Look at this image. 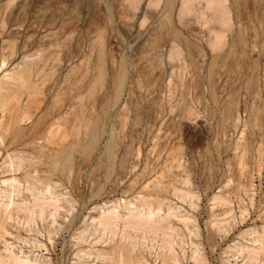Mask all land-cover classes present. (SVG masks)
Returning <instances> with one entry per match:
<instances>
[{"label":"rangeland","instance_id":"rangeland-1","mask_svg":"<svg viewBox=\"0 0 264 264\" xmlns=\"http://www.w3.org/2000/svg\"><path fill=\"white\" fill-rule=\"evenodd\" d=\"M192 1L0 0V264H264V0Z\"/></svg>","mask_w":264,"mask_h":264},{"label":"bare ground","instance_id":"bare-ground-1","mask_svg":"<svg viewBox=\"0 0 264 264\" xmlns=\"http://www.w3.org/2000/svg\"><path fill=\"white\" fill-rule=\"evenodd\" d=\"M132 0H129V2H131ZM134 1V0H133ZM192 0H182V2H181V11L182 12H184V11H186L187 9L189 10V6H190V4L193 2H191ZM206 1V5H207V9L211 6H214V5H216L217 7H216V9L218 10L219 8L218 7H220V5L219 4H221L219 1H217V0H205ZM221 1V0H220ZM136 2V1H135ZM154 2V1H153ZM156 2H157V0H156ZM212 2H214V3H212ZM128 3V2H127ZM159 3V2H158ZM131 4H133V2H131ZM123 5V4H122ZM128 5V4H127ZM137 5H138V3H137ZM124 6V5H123ZM209 8V9H212V8ZM222 7V6H221ZM220 7V8H221ZM130 8V7H129ZM136 8V7H135ZM190 8H191V6H190ZM222 9H224L223 7H222ZM220 10V9H219ZM219 10L217 11V13L219 12ZM221 12H222V10H221ZM181 13V12H180ZM220 13V12H219ZM181 14H183V13H181ZM187 14H188V12H187ZM218 15H223V13L221 14H218ZM225 16H226V14H225ZM222 17V16H221ZM220 18V17H219ZM37 20V19H36ZM223 21V20H222ZM226 21V20H225ZM224 22V21H223ZM17 29V28H16ZM17 31V30H16ZM53 33V32H52ZM10 49V48H9ZM172 50V49H171ZM175 49H173V51H174ZM173 51H171V53L173 52ZM6 52V51H5ZM12 58V57H11ZM10 60V59H9ZM32 60V59H31ZM33 63V62H32ZM24 64V63H23ZM30 66V65H29ZM28 67V66H27ZM21 70V69H20ZM28 71V70H27ZM22 72V71H21ZM24 72V71H23ZM22 72V73H23ZM9 73V72H8ZM14 73V72H13ZM6 74V73H5ZM15 74V73H14ZM20 74V73H19ZM23 76V75H22ZM12 77H15V76H12ZM17 77V76H16ZM20 77V76H19ZM19 77H17V78H19ZM22 79V78H21ZM4 80V79H3ZM7 80V79H6ZM9 80V79H8ZM15 80V79H14ZM10 81V80H9ZM8 81V82H9ZM12 82V81H11ZM27 83V82H26ZM14 88V87H13ZM22 89V88H21ZM20 90V89H19ZM11 91V90H10ZM16 91H17V89H16ZM20 93V92H19ZM7 96V95H6ZM21 96V95H20ZM30 98V97H29ZM16 102V101H15ZM1 105V104H0ZM14 106V105H13ZM12 106V107H13ZM12 107H10V108H12ZM18 107V106H17ZM2 108V107H1ZM4 109V108H3ZM2 110V109H1ZM17 110V109H16ZM15 110V111H16ZM9 111H10V115H11V113H12V110L11 109H9ZM8 111V112H9ZM14 111V112H15ZM5 112H7V111H5ZM17 112V111H16ZM4 113V112H3ZM2 113V114H3ZM49 113V112H48ZM14 115H16V113H14ZM2 117V116H1ZM10 118H11V116H9ZM15 117L16 116H14V118H13V121L15 120ZM2 118H5L4 117V115H3V117ZM10 118H8V121H9V119ZM18 118V117H17ZM7 121V122H8ZM16 121V120H15ZM17 122H18V120H17ZM9 123V122H8ZM7 123V124H8ZM9 124H11V123H9ZM14 124V123H13ZM16 124V123H15ZM11 126H12V124H11ZM1 127V126H0ZM55 127V126H54ZM7 129V128H6ZM57 130V129H56ZM259 132V131H258ZM1 137V136H0ZM63 140V139H62ZM13 142V141H12ZM239 143V142H238ZM61 145H64V144H61ZM65 148V147H64ZM242 149V148H241ZM243 154V153H242ZM8 156H10V155H8ZM7 156V157H8ZM236 156V155H235ZM243 156V155H242ZM20 157V156H19ZM240 157V156H239ZM260 158V157H259ZM4 160V159H3ZM19 162V161H18ZM245 165V164H244ZM9 166V165H8ZM178 166V165H177ZM14 168V167H13ZM177 168V167H176ZM173 169V168H172ZM240 169V168H239ZM260 169V168H259ZM246 171V170H245ZM168 175V174H167ZM14 180V182H15V179H13ZM162 181V180H161ZM12 183L13 181H11V179H6V180H4V181H2V183L5 185V184H7V185H9V183ZM13 182V183H14ZM16 184V183H15ZM15 184H13V187H14V185ZM6 185V186H7ZM10 187H12V186H10ZM14 190H15V187H14ZM189 193V192H188ZM188 193H187V195H188ZM245 193V192H244ZM18 194V193H17ZM186 195V196H187ZM52 196V195H51ZM144 200V199H143ZM226 200V199H225ZM37 201V200H36ZM52 201H53V198H52ZM241 201V200H240ZM38 202H39V200H38ZM146 202V201H145ZM36 203V202H35ZM41 203L43 204V202L41 201ZM56 203V202H55ZM54 203V204H55ZM11 204H12V206L14 205V202L12 203V201H11V199L10 200H8V202L7 203H4L3 204V202L2 201H0V208H2V209H4V208H9V206H11ZM51 204H53V202L51 203ZM18 205V207H19V204H17ZM17 205H14V206H16V210H19L20 211V209H17ZM23 205V204H22ZM38 205H39V203H38ZM37 205V206H38ZM45 205V204H44ZM48 205V204H47ZM151 205V204H150ZM13 206V208H15ZM25 206V205H24ZM40 206V205H39ZM50 206H54V205H50ZM22 206H20L19 208H21ZM26 207V206H25ZM30 207V206H29ZM56 206H54V208H55ZM12 208V209H13ZM57 208V207H56ZM24 208H22V210H23ZM151 209V208H150ZM15 210V209H14ZM27 210V209H26ZM161 210V209H160ZM41 211V210H40ZM114 211L115 210H112V211H110L109 213H107V215H109V216H104V219L102 220V221H104V222H102V225L105 223V222H107V225H108V222L110 221V223L112 224V222H116V221H114V220H116V219H118V220H120L121 219V217H120V215L118 216V215H115L114 214ZM4 212H5V210H4ZM55 212V211H54ZM53 212V213H54ZM115 212H117V211H115ZM172 212V211H171ZM6 213V212H5ZM8 213H9V211H8ZM7 213V214H8ZM129 213V212H128ZM131 213H133V212H131ZM147 214L145 215V218L143 217V220H138V218H136L137 217V215H136V217L134 218L135 220H133V218H132V215H130V213H129V215L128 216H130V217H127L128 218V220H129V218H132V220L130 219L128 222H126V216H125V222L126 223H128L126 226H128V225H130V226H134V227H137V230H138V228L139 229H141L142 228V230H149V231H154V232H156L157 230H162V228H164V227H161V224H159L158 222H156L157 220H158V218H157V214H158V212L157 213H155L156 215H154V213H152L151 211H148V212H146ZM160 213V212H159ZM118 214V213H117ZM143 214V213H142ZM29 215V214H28ZM101 215H104V214H101ZM6 216V215H5ZM8 216V215H7ZM144 216V215H143ZM153 216H156V218H157V220L156 221H154L153 219H154V217ZM106 217V218H105ZM119 217H120V219H119ZM140 217H142V216H140ZM170 217V216H169ZM168 217V218H169ZM6 218V217H5ZM155 218V219H156ZM140 219V218H139ZM100 220H101V218H100ZM113 220V221H112ZM117 220V221H118ZM123 220V219H122ZM164 221V219L163 218H161V221ZM169 220V219H168ZM6 220H4V222H5ZM97 221V220H96ZM161 221H160V223H161ZM122 222V221H121ZM118 223V222H117ZM164 223V222H163ZM100 224V223H99ZM106 224V223H105ZM110 224V225H111ZM114 224L115 223H113V226H114ZM167 224V223H166ZM165 224V225H166ZM106 225V226H107ZM117 225V224H116ZM98 226V225H97ZM100 226V225H99ZM105 226V225H104ZM112 226V227H113ZM123 226V225H122ZM130 226H128V227H130ZM163 226V225H162ZM170 226V225H169ZM109 227V226H108ZM111 227V226H110ZM114 227H116V226H114ZM132 227H130L131 229H132ZM134 227H133V229H134ZM106 229V228H105ZM114 229V228H113ZM167 229V228H166ZM165 229V230H166ZM169 229V228H168ZM1 230V229H0ZM112 230V229H111ZM135 230H136V228H135ZM141 230V231H142ZM106 231V230H105ZM108 231V230H107ZM122 231V230H121ZM123 231H125V230H123ZM122 231V232H123ZM163 231V230H162ZM138 232V231H137ZM146 232V231H145ZM153 232V233H154ZM167 232V231H166ZM104 233V232H103ZM124 233V232H123ZM150 233V232H149ZM157 233V232H156ZM162 233V232H161ZM6 234V233H5ZM155 234V233H154ZM168 234V233H167ZM121 235H122V233H121ZM164 236V235H163ZM168 236V235H167ZM261 245V244H260ZM121 247V246H120ZM134 247V246H133ZM168 247V246H167ZM5 248V247H4ZM248 248V247H247ZM251 249H252V247H250ZM6 249V248H5ZM161 250V249H160ZM247 250H250L249 248L247 249ZM257 250H261L259 253H261V252H264V246H262V247H260V248H258V249H252V252H256ZM263 250V251H262ZM5 251H7V250H5ZM170 251H171V248H170ZM9 252V251H8ZM120 252V251H119ZM5 253V252H4ZM113 253V252H112ZM170 253V252H169ZM257 254H258V252H257ZM253 257H254V253H252L251 254ZM259 255V254H258ZM11 256V255H10ZM253 257H251V258H253ZM9 258V254H8V257H7V259ZM12 258V257H11ZM13 258H14V256H13ZM195 258V257H194ZM250 258V259H251ZM19 259V258H18ZM16 260V258L15 259H10L9 258V260H12V262H10L9 264H37V263H35V262H31V261H29L27 258L26 259H22V260ZM21 259V258H20ZM4 261V260H3ZM120 261V260H119ZM0 262H2V260L0 261ZM177 262V261H176ZM175 262V263H176ZM196 262V261H195ZM249 262V261H248ZM6 263H7V261H6ZM8 264V263H7ZM40 264V263H39Z\"/></svg>","mask_w":264,"mask_h":264},{"label":"clouds","instance_id":"clouds-1","mask_svg":"<svg viewBox=\"0 0 264 264\" xmlns=\"http://www.w3.org/2000/svg\"><path fill=\"white\" fill-rule=\"evenodd\" d=\"M199 150V149H198Z\"/></svg>","mask_w":264,"mask_h":264}]
</instances>
